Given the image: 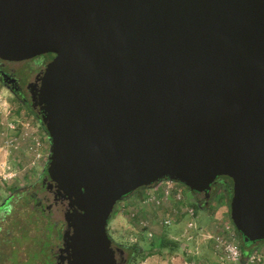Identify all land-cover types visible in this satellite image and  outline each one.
<instances>
[{
  "label": "water",
  "instance_id": "water-1",
  "mask_svg": "<svg viewBox=\"0 0 264 264\" xmlns=\"http://www.w3.org/2000/svg\"><path fill=\"white\" fill-rule=\"evenodd\" d=\"M45 54L67 264H117L115 205L164 178L206 201L229 178L234 227L264 241V0H0V59Z\"/></svg>",
  "mask_w": 264,
  "mask_h": 264
},
{
  "label": "rangeland",
  "instance_id": "rangeland-1",
  "mask_svg": "<svg viewBox=\"0 0 264 264\" xmlns=\"http://www.w3.org/2000/svg\"><path fill=\"white\" fill-rule=\"evenodd\" d=\"M46 62L47 58L17 61L8 68L27 84L34 81L35 74L43 70ZM50 146V137L34 110L0 80V264H54L60 228L53 232L51 225L61 222L63 215L60 206L46 208L52 203V194L40 188L46 175ZM139 189L135 191L136 196L141 195ZM31 191L41 198L42 207L23 196ZM188 192L197 214L196 228H189V218L181 216L171 226H155V241L139 229L137 219L120 208L121 202L134 192L115 205L107 233L112 247L123 251L122 260L140 264L146 257L156 255L163 256L168 264H215V260L217 264H264V248L259 244L248 257L231 263L222 261L207 240L209 233L227 225L233 228L234 239L241 245L230 219L231 195L223 181L212 185L208 201L200 194ZM143 215L148 220L156 218L150 210H145ZM134 248L138 251L131 255Z\"/></svg>",
  "mask_w": 264,
  "mask_h": 264
},
{
  "label": "built area",
  "instance_id": "built-area-1",
  "mask_svg": "<svg viewBox=\"0 0 264 264\" xmlns=\"http://www.w3.org/2000/svg\"><path fill=\"white\" fill-rule=\"evenodd\" d=\"M139 190L138 194L141 195L133 196L130 201H122L120 208L126 211L128 216L137 219L139 229L147 237L153 238L155 241L157 237V232L154 231L155 226H171L174 222L179 221L181 216L189 218L187 223L189 228H196L197 214L192 206L194 201L186 185L177 180L164 178ZM145 210H156L157 215L154 216L156 218L148 220L143 215ZM207 240L214 253L222 261L234 263L241 260V248L234 239L232 227L226 225L218 232L209 233ZM253 257L250 258L251 261ZM257 259L259 260V257Z\"/></svg>",
  "mask_w": 264,
  "mask_h": 264
},
{
  "label": "flooded vegetation",
  "instance_id": "flooded-vegetation-1",
  "mask_svg": "<svg viewBox=\"0 0 264 264\" xmlns=\"http://www.w3.org/2000/svg\"><path fill=\"white\" fill-rule=\"evenodd\" d=\"M54 57L53 54H45V55H41L38 57H35L31 60H35L37 58H47V62L48 63L52 58ZM12 63L9 61H4L0 59V80L2 83H4L9 90H11L15 95H17L24 104H26L27 106H29L31 108V110H34L36 117L38 118L39 122L40 121V116L42 113V109L40 106H36L33 107L32 106V92H36V87H32L29 86V83L24 84V81L21 80V78H17L16 74L13 72V70H11L10 68H8V65ZM45 63V65H46ZM44 65V66H45ZM44 69V68H43ZM42 73V70H39L34 77V81L38 82V77L40 76V74ZM4 75V76H3ZM23 85H25V89L23 88ZM42 124V122H41ZM219 180L223 181L225 185H227V189H231L229 188V184H230V180L229 178L226 177H218L217 180L213 183L216 184V182H218ZM49 182V178L47 176V173L44 177V179L41 181L40 184V188L44 189L45 191H48L52 194V203L47 205V209H51L52 206H60L61 207V211H62V215H63V220L61 222H55L53 225H51V231L55 232L56 228H60V232L58 234L59 239H58V243L56 244L57 250L55 252V254L53 255V263L54 264H67V258H66V252L65 251H61L60 249H62L64 247L63 245V235L66 232V222L64 220V213L66 212L67 208V200L62 197L60 194L56 193V188L54 187V185L51 188H46L47 184ZM212 184V185H213ZM212 194V186H211V191H210V196ZM25 197H29L30 199L34 200V204H36V206L38 207H42L43 202L41 200V198L37 197V193L34 191H31L28 195H23ZM200 196L203 197V199L205 200L204 194H200ZM206 202V201H205ZM115 249V254L118 256L117 259V264H126L125 260H122V254L123 251L118 249V248H114Z\"/></svg>",
  "mask_w": 264,
  "mask_h": 264
},
{
  "label": "crops",
  "instance_id": "crops-1",
  "mask_svg": "<svg viewBox=\"0 0 264 264\" xmlns=\"http://www.w3.org/2000/svg\"><path fill=\"white\" fill-rule=\"evenodd\" d=\"M140 191V190H138ZM137 192V191H136ZM136 192H134L131 196H128L125 200L123 201H127V200H130L131 198H133V196L136 194ZM150 213L153 215V216H156L157 215V211L156 210H150ZM258 246H261L264 248V242H260ZM216 257V256H215ZM214 257V259H216ZM168 260H169V257H168ZM169 261L165 260L163 258V256H159L157 257L156 255H151L149 257H146L144 259V261L140 262V264H168ZM215 264H217V261L215 260Z\"/></svg>",
  "mask_w": 264,
  "mask_h": 264
},
{
  "label": "trees",
  "instance_id": "trees-1",
  "mask_svg": "<svg viewBox=\"0 0 264 264\" xmlns=\"http://www.w3.org/2000/svg\"><path fill=\"white\" fill-rule=\"evenodd\" d=\"M227 178V177H226ZM230 180V179H229ZM229 188H231V180H230V184H229ZM229 191V195H231V189H227ZM237 231V230H236ZM238 232V231H237ZM239 234V232H238ZM240 238H241V245H240V248H241V253H242V258H246L248 257L251 252L254 250L255 248V245L259 244V242L257 243H245L243 240H242V236L239 234ZM264 242V241H262ZM138 250L136 248L132 249V253L131 255H135V253L137 252ZM126 262H127V259H126ZM128 264V263H126Z\"/></svg>",
  "mask_w": 264,
  "mask_h": 264
}]
</instances>
